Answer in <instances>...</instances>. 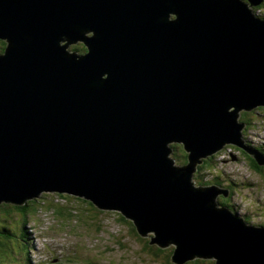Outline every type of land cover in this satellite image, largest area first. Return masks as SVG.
Masks as SVG:
<instances>
[{
  "label": "water",
  "instance_id": "obj_1",
  "mask_svg": "<svg viewBox=\"0 0 264 264\" xmlns=\"http://www.w3.org/2000/svg\"><path fill=\"white\" fill-rule=\"evenodd\" d=\"M263 2L0 0V204L68 192L174 245V264H264V229L193 182L229 143L264 165L240 120L264 107Z\"/></svg>",
  "mask_w": 264,
  "mask_h": 264
},
{
  "label": "rangeland",
  "instance_id": "obj_2",
  "mask_svg": "<svg viewBox=\"0 0 264 264\" xmlns=\"http://www.w3.org/2000/svg\"><path fill=\"white\" fill-rule=\"evenodd\" d=\"M256 8L258 14L264 17V4ZM244 113L248 123L242 118ZM242 115L241 122L243 120L247 124L243 138L259 149L258 153L264 157V107L243 112ZM241 149L231 143L226 144L214 154L209 164L198 167L193 182L196 187L209 188L213 185L208 182L206 186L200 183L201 179H214V186L230 190V198L221 194L217 197L215 208L225 206L221 202L227 200L226 206L232 209L234 215L241 217L239 220L242 223L246 220L253 228L264 229V165L255 161L258 169L252 167V156ZM174 164L184 165L176 161ZM43 193L45 196L40 198L38 206H34L26 218L15 211H0V230L4 227L14 230L20 245L25 242L29 245L30 250L25 248L20 251L19 264H169L174 245L160 247L165 250L155 257L146 245V241L156 237L155 233L149 232L147 238H142L132 223L134 220L125 218L120 210H100L94 204L90 206V201L82 196L70 193ZM10 250L0 256V264H9ZM14 255L18 257L16 253ZM216 262L215 258H198L186 264Z\"/></svg>",
  "mask_w": 264,
  "mask_h": 264
},
{
  "label": "trees",
  "instance_id": "obj_3",
  "mask_svg": "<svg viewBox=\"0 0 264 264\" xmlns=\"http://www.w3.org/2000/svg\"><path fill=\"white\" fill-rule=\"evenodd\" d=\"M246 1V0H245ZM264 4V3H263ZM262 4V5H263ZM257 9L258 8H253V11L255 12V13H257L258 14V12H257ZM263 15V14H262ZM5 47H6V42L5 41H2V40H0V54L1 53H3L4 52V50H5ZM70 49L73 51V52H78V53H80V54H83V53H86L87 52V48L84 46V44H82V43H79V44H76V45H72L71 47H70ZM259 109V108H258ZM245 114L246 113H244L243 115H242V118L245 120V118H244V116H245ZM246 121V120H245ZM245 121H244V123H245ZM242 122H243V120H242ZM247 122V121H246ZM248 123V122H247ZM246 124V123H245ZM247 125V124H246ZM247 145L249 146V147H251V148H253L248 142H247ZM172 147H173V151L175 150V153L173 152L172 154H171V157L176 161V163L178 162V163H181V164H185V163H187V156H188V154L186 153V151L184 150V148H183V146L181 145V144H173L172 145ZM254 149H256V150H259V149H257V148H254ZM178 150H180V152H178ZM241 150H243V149H241ZM210 159L212 160L213 159V157H211V158H208V159H206L205 160V164H209L211 161H210ZM252 163H253V165H252V167H254V168H257L258 169V166H257V164H256V162L253 160L252 161ZM201 168V167H200ZM208 182H210V183H212L211 182V180L210 181H208V180H205L204 181V179L202 180L201 179V182L200 183H208ZM44 194H41L38 198H35L34 200L32 199V200H29L25 205H22V206H20V205H14V204H10V203H7V202H4V203H1L0 204V211H2V213L3 212H5V213H7V212H10V211H15V212H17V213H19V214H22V215H24L25 216V218L27 217V215H28V212H31L33 209H34V206H35V208L38 206V203H40L39 202V200H40V198L43 196ZM45 196V195H44ZM60 196H63V195H60ZM89 202V201H88ZM222 203V205H228L227 204V200H225V203L224 202H221ZM35 204V205H34ZM89 204H90V206H93V203L92 202H89ZM23 222H25V220H23ZM133 229L135 230V227H133ZM137 230V229H136ZM135 230V231H136ZM138 234V233H137ZM138 235H140V234H138ZM142 238H147V237H145V236H143V235H140ZM151 238V237H150ZM21 241V240H20ZM146 245H147V247H149L150 249H151V251H152V253L155 255V257H158L159 256V253H163L164 252V250L165 249H161L160 247H158L157 245H152L151 244V241L150 240H148V241H146ZM25 248H27V249H30L29 248V245L27 244V242H25V243H22L21 245H20V243L18 242V237H17V233L14 231V230H11V229H9V228H7V227H4V228H2L1 230H0V256L1 255H3L5 252H7L9 249H11L9 252H10V257H9V260H8V263L9 264H12V263H15V264H19L21 261L19 260V258H20V255L19 254H21V250L22 249H25ZM156 249V251L154 252L153 250H155ZM26 251V250H25ZM25 251H24V253H25ZM14 253H16L17 255H18V257L17 256H15L14 255ZM172 254H173V251H171V255H170V258H169V260H168V263L170 264L171 263V258H172ZM8 256H9V253H8V255H7V258H8ZM1 257H0V261H1ZM156 260H158V258L156 259ZM166 260H167V258H166ZM24 262V261H23ZM3 264H5V263H3ZM173 264V263H172Z\"/></svg>",
  "mask_w": 264,
  "mask_h": 264
},
{
  "label": "bare ground",
  "instance_id": "obj_4",
  "mask_svg": "<svg viewBox=\"0 0 264 264\" xmlns=\"http://www.w3.org/2000/svg\"><path fill=\"white\" fill-rule=\"evenodd\" d=\"M174 166L175 167H180V166H177V165H175L174 164ZM208 187H213V186H208ZM215 188H217V189H219L218 187H216V186H214ZM198 188H201V187H198ZM219 190H221V189H219ZM48 193H50V192H48ZM53 193V192H52ZM42 194H44V193H42ZM60 194H69L68 192H64V193H60ZM69 195H71V193L69 194ZM220 195V194H219ZM219 195H217L216 197H215V200L217 201V197L219 196ZM77 197V196H76ZM221 197V196H220ZM83 198V197H82ZM35 199V198H34ZM33 199V200H34ZM83 199H85V198H83ZM88 201H90V200H88ZM90 202H92V201H90ZM93 203V202H92ZM94 204V203H93ZM95 205V204H94ZM96 206V205H95ZM97 207V206H96ZM98 208V207H97ZM225 208V207H224ZM226 208H227V206H226ZM229 208V207H228ZM100 209V208H99ZM223 209V208H222ZM230 209V208H229ZM100 210H105V209H100ZM126 218V217H125ZM237 218L238 219H240L241 217H239V216H237ZM128 219V218H127ZM131 221H132V219H130ZM34 222V221H33ZM132 223L135 225V223L132 221ZM135 227H136V225H135ZM259 227V226H258ZM136 229H137V227H136ZM137 233L138 234H140L139 232H138V230H137ZM141 235V234H140ZM150 234H148L147 236H149ZM146 237V236H145ZM154 245H157V244H154ZM160 247V246H159ZM175 247V246H174ZM47 248V247H46ZM175 249H176V247H175ZM175 249L173 250V254H172V257H173V255H174V252H175ZM203 259V258H202ZM171 262H172V258H171ZM189 262V261H188ZM173 263V262H172ZM174 264V263H173Z\"/></svg>",
  "mask_w": 264,
  "mask_h": 264
}]
</instances>
